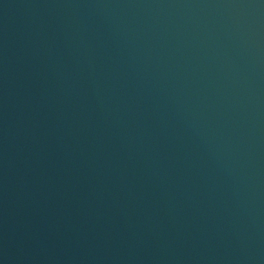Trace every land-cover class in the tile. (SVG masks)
Returning <instances> with one entry per match:
<instances>
[{"label": "water", "instance_id": "obj_1", "mask_svg": "<svg viewBox=\"0 0 264 264\" xmlns=\"http://www.w3.org/2000/svg\"><path fill=\"white\" fill-rule=\"evenodd\" d=\"M0 264H264V0H0Z\"/></svg>", "mask_w": 264, "mask_h": 264}]
</instances>
